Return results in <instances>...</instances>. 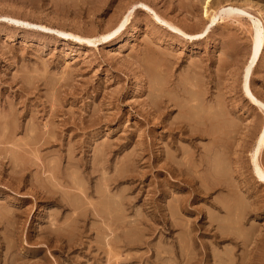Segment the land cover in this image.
Listing matches in <instances>:
<instances>
[{
    "label": "rangeland",
    "instance_id": "1",
    "mask_svg": "<svg viewBox=\"0 0 264 264\" xmlns=\"http://www.w3.org/2000/svg\"><path fill=\"white\" fill-rule=\"evenodd\" d=\"M205 1L0 0V264H264V0Z\"/></svg>",
    "mask_w": 264,
    "mask_h": 264
},
{
    "label": "bare ground",
    "instance_id": "2",
    "mask_svg": "<svg viewBox=\"0 0 264 264\" xmlns=\"http://www.w3.org/2000/svg\"><path fill=\"white\" fill-rule=\"evenodd\" d=\"M203 13L205 15V17L207 18L208 21H210L209 25L213 24V22L215 21L216 19V14H217V10L215 9V7L213 5H211L210 3V0H206L204 2V7H203ZM128 17H129V14L124 18V20L120 21L118 26L116 27V30L115 31H119L124 25L125 23L128 21ZM209 27V26H208ZM205 28L206 30L208 29ZM263 43H264V31L259 28V27H256L253 31V34H252V47H251V52H250V57H249V60L245 66V75L249 73V71L252 69L253 66H255L257 64V61H259V55L261 53V49L263 47ZM153 74V73H152ZM155 74V73H154ZM156 75V74H155ZM158 77L157 76H153L152 79H154V85H156L157 87L158 86H161V85H158L159 84V81L157 79ZM245 90L247 89L246 88V80H245ZM191 100V99H190ZM192 102H196L195 99H192L191 100ZM190 102V101H189ZM199 104V103H198ZM200 106V105H199ZM199 106H188L186 110V112L183 114V119H181L180 121L183 122L184 121H187L186 123H182L183 126L180 128L181 130H184V131H191V132H196V129L198 128V126H203V123L202 121L198 122L197 123H194L192 124L191 120L188 119L191 117L192 118V115L195 114L196 116V113L193 112L196 111V110H199ZM203 109V108H202ZM183 113V112H182ZM198 118V117H197ZM201 118V117H200ZM203 119V118H201ZM199 120V119H198ZM181 124V123H179ZM181 124V125H182ZM180 125V126H181ZM198 130V129H197ZM212 131V130H211ZM214 131V130H213ZM210 133V132H209ZM214 140V139H213ZM217 140V139H216ZM218 145L219 144V141L217 142ZM264 143V126H263V130L259 133V137L257 138V141H256V144H255V149L256 150H260L262 145ZM220 148V147H219ZM255 153V152H253ZM253 156V155H252ZM254 158H255V154H254ZM213 163V162H212ZM216 163V162H215ZM214 163V164H215ZM217 165V164H216ZM254 167H255V173L257 175V177L259 178V180H262L264 181V169L261 168L259 165L257 164H253ZM215 168V167H214ZM218 168V167H217ZM213 173L215 174L214 170H212ZM220 171V170H219ZM216 173H217V169H216ZM217 175V174H216ZM219 175V174H218ZM231 209V207H230ZM228 210V209H227ZM223 235V234H222ZM115 245V244H114ZM263 246V245H262ZM261 246V247H262ZM264 248V246L262 247ZM264 251V250H263ZM262 253V251H261ZM263 255V254H262ZM264 256V255H263ZM262 258V256H260ZM204 259V258H203ZM264 259V258H263ZM261 260V259H260ZM231 261V260H230Z\"/></svg>",
    "mask_w": 264,
    "mask_h": 264
}]
</instances>
